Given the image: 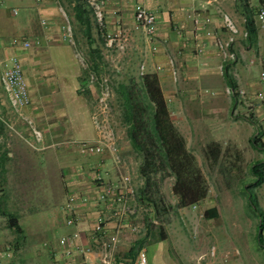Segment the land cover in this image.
Masks as SVG:
<instances>
[{
  "label": "crops",
  "instance_id": "0c3cea01",
  "mask_svg": "<svg viewBox=\"0 0 264 264\" xmlns=\"http://www.w3.org/2000/svg\"><path fill=\"white\" fill-rule=\"evenodd\" d=\"M56 1H0V73L4 67L2 60L7 62L11 56H16L21 61L30 97V104L23 111L42 130L43 145L53 144L35 149L27 143L26 140L34 139L32 131L13 110L0 80V113L24 135L10 130L0 120V249L8 245L13 248V255L3 258L0 264H104L106 244L116 228L110 208L97 200L101 187L95 179L98 170L109 179L116 178L110 155L83 154L71 143L56 145L61 141L96 137L91 114L97 95L95 88L88 86L89 71L75 55L66 24L61 20L57 5L60 0ZM66 2L74 13L76 1ZM138 5L157 16L158 32L153 40L137 25ZM259 7H264V0H105L104 15L108 31H122L126 35L128 56H151L149 64H143L147 68L144 73L158 75L171 110L170 96L174 91L169 84L177 79L170 58L175 61L177 74L181 73L187 82L208 85L212 82L211 77L219 73L224 78V72H220L218 66L223 60L216 38L227 36V31L222 26L219 10L228 12L242 30L246 29L247 18H253L257 25L256 40L238 36L234 48L239 61L223 63L224 71L228 67L239 88L249 93L250 113L259 126L257 133L262 141L259 148L264 150V107L255 97L260 88L259 74L264 56V27L256 20ZM12 8H17L18 14L12 13ZM196 16L200 18L199 22L195 20ZM207 16L212 19L210 23H204ZM43 19L46 25L42 23ZM15 38L29 40L32 44L30 47L13 44ZM72 38L75 40L74 36ZM37 40L39 44H36ZM85 53L89 56L88 51ZM103 55L106 56L104 51ZM240 58H248L252 67H243ZM256 69L259 73H255ZM103 72L106 71H99ZM177 91L186 97L194 94L196 89L194 85H187ZM237 100V95H233V105ZM208 107L204 106V112H200L205 123L212 115V108ZM221 150L218 146V152ZM260 159L264 162V157ZM251 179L254 181L255 177L252 175ZM253 184L258 187V197L264 203V181L260 185ZM72 195L78 199L74 211L77 220L74 225H68L69 213L65 205ZM84 197L90 201H83ZM139 203L134 201L133 204ZM99 215L106 219L104 235L94 234ZM149 216V220L139 221L143 226L141 230L133 231L129 226L123 228L113 252L114 264H133L139 243H142L140 249L147 250L150 264H213L211 258H203L209 254V249H188L182 236L167 226H163L161 234L157 225L147 233L146 225L158 222L154 213ZM13 217L21 228V236L10 226ZM136 217L133 216L131 222ZM74 231L81 235L80 245L67 256L58 243L59 238Z\"/></svg>",
  "mask_w": 264,
  "mask_h": 264
},
{
  "label": "rangeland",
  "instance_id": "374dc122",
  "mask_svg": "<svg viewBox=\"0 0 264 264\" xmlns=\"http://www.w3.org/2000/svg\"><path fill=\"white\" fill-rule=\"evenodd\" d=\"M57 5L62 16V23L66 24V18L60 7L69 18L75 41L82 50L87 52V38L70 6L65 0H60V4L57 3ZM92 33L97 43L102 44L104 40L96 25ZM102 50L106 55L103 70L108 72L114 86L119 81H127L132 77L139 78L142 71H147L146 65L142 70V65L149 64L148 61H151V56H128V48L120 51L102 45ZM240 64L245 68L252 67L248 58H240ZM257 72L259 73L258 69L255 73ZM177 76V80H171L169 84L174 91V94L170 96L172 117L186 137L189 149L198 159L208 182L209 194L194 209L191 206L176 209L177 197L173 193L174 179L168 177L161 184L160 193L157 196V199L160 198L161 203L166 207L160 209V214H156L159 215L158 222L153 224L157 227L167 226L171 231L182 236L188 249L198 248V251L209 249L210 254L214 246L217 253L214 259L219 260L222 255L228 253L231 260L229 264H264V230L262 243H259L257 237L260 217L264 219V203L258 197V187L253 186L255 182L251 179L250 171L251 166L264 157V150L255 147L251 142V139L256 137L257 142L262 144L257 133L259 126L250 113V100L237 95L239 101L237 100V104L233 105V94L228 91L229 88L227 89L228 86L220 73L211 77L212 82L208 85L187 82L182 78L181 73ZM187 85H194L196 91L191 96L184 97L177 90ZM239 87L238 85V92L245 90ZM247 94L249 95L248 92ZM92 104L94 109L95 99ZM113 106L114 126L120 139L124 171L132 175L138 190L143 182L138 175L140 160L132 153L131 146L128 145L126 128L121 121L115 92ZM204 106L212 108L210 109L212 115L206 119L207 123L200 113L204 112L202 109ZM214 138L221 139L216 141ZM211 144L216 146L214 150L209 147ZM218 146L222 148L220 152H218ZM136 201H140L139 204L134 205L138 218L133 219V223L139 225L141 230L143 226L139 224V221L150 219L151 212L147 204L149 200L139 199L137 195ZM210 207L218 209L217 218L207 219L203 216L204 210ZM179 255L183 257L181 253Z\"/></svg>",
  "mask_w": 264,
  "mask_h": 264
},
{
  "label": "built area",
  "instance_id": "2783aa9c",
  "mask_svg": "<svg viewBox=\"0 0 264 264\" xmlns=\"http://www.w3.org/2000/svg\"><path fill=\"white\" fill-rule=\"evenodd\" d=\"M5 3L7 0H0ZM89 8L92 10L95 22L99 28L101 36L105 41L108 48L117 49L124 51L127 48L128 39L126 35L122 32H110L107 30V25L104 15L105 0H86ZM216 1V0H212ZM61 11L66 18V31L70 38V42L75 49V55L83 64L84 68L89 71L87 76L88 86L95 88L96 90V105L91 114V120L96 132V137L90 140H70L61 141L56 143V145H64L66 143H71L77 145L79 150L83 154H109L112 160L113 168L116 172V178L114 180L105 177L100 170L96 172V182L101 187L97 200L105 203L111 211V218L116 221L115 231L110 234L108 243L106 244L107 252L103 254L104 264H114L115 246L119 242V235L123 228L129 226L133 231L139 230V225L131 222V218L136 215L137 209L134 206V201L137 198V187L134 178L131 174L124 171L123 165V155L121 153V145L118 133L114 126V84L110 75L106 72L99 73L92 69L91 61L86 53L77 46L75 40H73L72 26L70 24L69 18L65 11L61 7ZM222 26L227 31V36H218L216 38V46L218 52L223 60V62H233L238 60V54L234 48V44L237 37L243 35L245 38L248 36V30H242L236 20L225 11H221ZM12 13L18 14L17 8H12ZM135 18L137 25L141 27L150 40L155 39L158 26H157V16L154 12L148 10L143 5H138L136 7ZM197 22L200 21L198 16L195 17ZM256 20L258 23L264 27V7H259L256 11ZM212 21L210 16L204 19V23H210ZM42 23L46 25V20L43 19ZM210 34V32H208ZM40 41L37 40L36 44ZM13 44H21L24 47H30L31 42L29 40L20 41L15 38ZM262 70L259 74L260 88L256 92V99L263 104L264 107V56L261 58ZM219 64L220 72H224V63ZM4 65L1 73L0 80L3 88L7 94L9 102L13 110L18 114V116L26 122L34 136L33 140H26L27 143L35 149H44L49 145H43V132L39 129L35 122L23 111L25 106L30 104V97L28 91V84L24 73V68L21 61L16 56H11L9 61L6 62L2 60ZM170 65L173 69L174 78L177 79V71L175 68V61L170 58ZM144 65H142V70ZM142 74L144 72L142 71ZM238 90V89H237ZM228 91L232 94H237L242 98H247L248 94L246 90H239L234 93L231 88ZM0 120L12 131L18 133L22 137L24 135L18 131L14 124L6 120L0 113ZM42 144V145H41ZM103 160L101 164L103 165ZM83 201L89 202L88 197H84ZM78 199L75 196H69L67 203L65 205L66 211L69 213L67 215L66 223L68 225H74L76 223V217L74 211ZM194 206L193 208H196ZM107 232L106 219L99 215L95 224L94 234L104 235ZM81 235L79 231H74L71 234L63 235L59 238V245L63 247L64 254L71 256L75 251L78 250L80 245ZM13 255L12 246L8 245L4 249H0V262L3 258H9ZM217 256L216 248L212 246L211 253L207 254L203 258H211L213 264H229L231 262L228 253H225L218 260L214 257ZM133 264H150L147 250L142 248L139 250L136 259Z\"/></svg>",
  "mask_w": 264,
  "mask_h": 264
},
{
  "label": "trees",
  "instance_id": "16d2710c",
  "mask_svg": "<svg viewBox=\"0 0 264 264\" xmlns=\"http://www.w3.org/2000/svg\"><path fill=\"white\" fill-rule=\"evenodd\" d=\"M76 1L73 8L74 15L81 25L83 33L88 40V54L91 67L95 71L105 67L102 44H98L93 38V28L96 25L92 10L84 0ZM82 1V2H80ZM247 40L253 41L257 37V25L255 20L247 18ZM100 33V31H99ZM226 84L237 93L238 85L235 77L229 73L228 67L224 71ZM117 95L121 121L126 128V136L130 143L132 153L140 160L138 175L143 179L142 186L137 190L139 199L147 198L150 212L153 217L159 218L160 209L166 206L161 203V184L168 178L174 179L173 193L177 197L176 209L188 206L194 207L203 202L209 194V186L196 155L187 145V139L182 134L172 117V110L162 89L160 79L155 72H147L139 78H130L127 81H119L114 86ZM234 95V94H233ZM237 94L234 96L236 97ZM252 144L259 148L262 144L257 138L251 139ZM212 145V146H211ZM209 147L214 150L216 146ZM255 177V185L264 181V162L256 161L250 168ZM203 216L207 219L217 218L219 211L216 207L204 210ZM10 226L21 236V228L16 218L10 219ZM153 226V227H152ZM156 227L149 222L146 225L148 232ZM159 233L163 232V226H158ZM264 219L260 217L258 224V241L262 243ZM142 243L136 247L138 252Z\"/></svg>",
  "mask_w": 264,
  "mask_h": 264
}]
</instances>
